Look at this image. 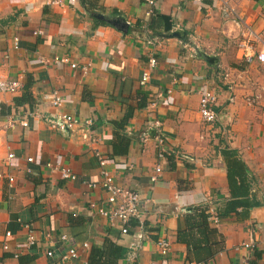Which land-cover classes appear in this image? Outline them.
Segmentation results:
<instances>
[{
	"label": "crops",
	"instance_id": "0c3cea01",
	"mask_svg": "<svg viewBox=\"0 0 264 264\" xmlns=\"http://www.w3.org/2000/svg\"><path fill=\"white\" fill-rule=\"evenodd\" d=\"M117 18L127 34L108 23ZM174 31L185 39L170 38ZM154 37L161 43L150 46ZM247 43L264 51V0H0V74L21 82L17 92L0 91V264H101L92 251L107 243L124 255L106 264H264V64L246 60ZM205 88L219 98L215 123L200 113ZM54 91L61 107L46 99ZM26 92L30 100L19 101ZM250 97H259L255 105ZM128 113V153L112 158L114 123ZM61 115L81 125L53 129ZM102 170L140 195L141 218L128 234L89 206L107 204ZM162 238L171 242L165 256ZM251 240L254 248L242 246ZM70 248L79 257L63 261Z\"/></svg>",
	"mask_w": 264,
	"mask_h": 264
},
{
	"label": "built area",
	"instance_id": "2783aa9c",
	"mask_svg": "<svg viewBox=\"0 0 264 264\" xmlns=\"http://www.w3.org/2000/svg\"><path fill=\"white\" fill-rule=\"evenodd\" d=\"M75 1V0H73ZM194 2L200 3L204 0H192ZM151 4H154L153 1H151ZM227 8L230 9L229 6ZM232 11V10H231ZM36 34L41 35L43 34L42 31H37ZM147 43L151 46L160 44L161 41L158 38H150ZM16 45L18 46V42H16ZM242 48L245 50V58L247 61H252L253 57L257 58V60L264 64V51L259 52L258 54H253V48L252 45H249L248 43L245 45H241ZM150 68L153 69L157 66L158 61L155 57L150 58ZM73 67H76V65H72ZM84 71H88V67L83 68ZM150 70V69H149ZM151 75L148 72H145L142 79V84H145L149 81ZM21 88V82L19 80H13L8 78L4 74H0V91L4 93H14L17 92ZM46 99L55 107H61L64 104V99L60 95L59 92L54 91L52 93H49L46 95ZM235 96H230L228 101L230 103H235ZM259 97H250L246 99V103L248 105H255L257 103ZM219 102V98L217 94L210 88H205L201 92V99H200V113L202 116V119L206 123H215L219 119V114L215 110L214 106ZM51 127L55 130L59 131H66L70 128H74L77 126H80L81 123L73 116L69 115H61L58 120L50 121ZM13 125V123L11 124ZM24 126H28L27 122H23ZM91 125L92 123L86 122L83 127V134L82 139L84 141L90 142L91 140ZM14 127V125L12 126ZM154 127L156 128L155 133V140L157 142V145L161 147L162 152L160 153V158L162 160H165V134L162 131V123L160 121H155ZM149 140V136H144L142 138L143 142H147ZM99 157V161L101 166H105L107 164V159L102 156L101 154H97ZM14 154H9V158H14ZM29 162H34L33 158L28 159ZM48 167L52 169V171H60L63 179L75 181L78 179L76 174L72 172L70 168L66 167H60L54 166L52 164H48ZM157 175H160L162 172L161 166H157L155 170ZM9 180L11 183L14 182V177H9ZM152 181L156 183L158 181L157 176L152 178ZM100 186L107 191L108 197L106 201V205H100L97 202L90 203V208L96 212H98L102 217L109 219L112 224L119 223L121 226V231L123 234H128L130 231V223L133 220H139L141 218V199L140 195L137 191L123 187L119 185L115 178L106 170H102V180L100 183ZM89 187L95 188L97 187L96 183H89ZM7 236H10V233H7ZM63 239H66L64 236ZM29 245H34L36 243V238L33 235L29 236L28 239ZM157 246L159 248L160 253L165 256L167 255L171 250V242L168 239L162 238L159 241H157ZM246 249H252L254 248L255 242L250 241L248 243H243L242 245ZM84 247H88V244H84ZM7 249V247H5ZM48 257H53L54 252L48 251L47 252ZM79 257L78 250L75 248H70L66 255L62 257V260H68V259H77ZM190 264H201V263H190Z\"/></svg>",
	"mask_w": 264,
	"mask_h": 264
},
{
	"label": "trees",
	"instance_id": "16d2710c",
	"mask_svg": "<svg viewBox=\"0 0 264 264\" xmlns=\"http://www.w3.org/2000/svg\"><path fill=\"white\" fill-rule=\"evenodd\" d=\"M29 100L30 95L26 92L19 101L28 102ZM130 116L131 113H128L122 121L114 123L115 128L120 132V134L118 136L119 145L113 146L112 158L116 156L126 155L128 153V148L130 146L131 140L129 137H127V135H125V126L127 125ZM105 247L106 249L94 248L91 258L97 260V262H101V264H106V261H108L109 258H115L116 260H118L120 256L122 257L124 255L122 254V249L119 246L107 243ZM92 264L95 263L92 262Z\"/></svg>",
	"mask_w": 264,
	"mask_h": 264
},
{
	"label": "water",
	"instance_id": "95a60500",
	"mask_svg": "<svg viewBox=\"0 0 264 264\" xmlns=\"http://www.w3.org/2000/svg\"><path fill=\"white\" fill-rule=\"evenodd\" d=\"M96 17L99 19L105 20L104 15H97ZM108 23L116 27L119 31L123 32L124 34H127L129 31L130 25L125 19H122V18L111 19V20H108ZM185 34L186 33L184 31H174L173 33L169 35V37L185 39ZM204 58L208 61L210 65H216L219 62V59L217 57H213L208 54H204Z\"/></svg>",
	"mask_w": 264,
	"mask_h": 264
}]
</instances>
